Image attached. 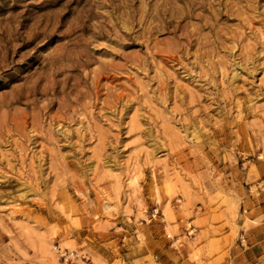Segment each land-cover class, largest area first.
<instances>
[{"label":"rangeland","instance_id":"1","mask_svg":"<svg viewBox=\"0 0 264 264\" xmlns=\"http://www.w3.org/2000/svg\"><path fill=\"white\" fill-rule=\"evenodd\" d=\"M0 264H264V0H0Z\"/></svg>","mask_w":264,"mask_h":264}]
</instances>
